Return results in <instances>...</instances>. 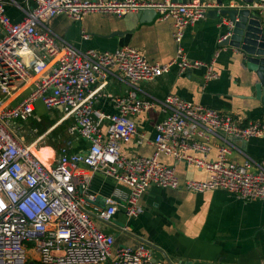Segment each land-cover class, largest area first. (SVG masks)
<instances>
[{"label": "built area", "instance_id": "built-area-1", "mask_svg": "<svg viewBox=\"0 0 264 264\" xmlns=\"http://www.w3.org/2000/svg\"><path fill=\"white\" fill-rule=\"evenodd\" d=\"M10 1L16 3L0 0V264H169L154 258L156 248L149 241L113 247L114 236L96 223H110L118 204L127 218L140 215V198L151 186L181 185L193 192L223 189L242 199L264 200V159L238 162L229 157L236 148L233 139L264 136V120L244 124L174 94L162 100L137 96L140 82L159 77L173 64L181 71L205 65L187 60L180 43L188 25L220 7L216 2L32 0L29 6L30 0H24L22 20L12 22L5 12ZM252 7L259 10L264 4ZM144 9H153L160 20L173 19L177 48L167 64L150 62L129 45L82 51L69 43L58 44L47 26L59 14L79 21L88 13L121 17ZM113 69L130 89L111 97L115 111L107 114L94 100ZM216 77L208 65L205 80ZM36 102L48 110L59 109L60 121H74L52 163H43L35 154L52 127L27 140L34 130L26 131L18 123L37 118ZM157 105L166 114L155 124L153 153L122 154L121 144L143 140L132 115ZM75 134L87 143L84 152L70 150ZM213 139L217 154L209 159ZM161 155L204 169L206 178L179 181L174 167L160 162ZM95 172L114 179L111 195L99 198L89 190ZM119 229L128 231L127 225Z\"/></svg>", "mask_w": 264, "mask_h": 264}, {"label": "crops", "instance_id": "crops-1", "mask_svg": "<svg viewBox=\"0 0 264 264\" xmlns=\"http://www.w3.org/2000/svg\"><path fill=\"white\" fill-rule=\"evenodd\" d=\"M14 1L16 3L5 4V12L12 22L22 20L24 10H27L24 0ZM260 2L264 4V0ZM33 3L30 0L29 6ZM237 3L230 0L229 6ZM261 9L264 29V8ZM220 17L206 15L184 30L180 45L186 59L205 65L181 71L173 64L159 77L140 82L137 96L162 100L174 94L239 118L244 124L264 120V104L256 95L253 72L241 65V54L237 50L219 45L226 33L225 24H228L223 17V24H220ZM47 26L58 44L69 43L82 51L89 48L114 50L129 45L140 50L150 62L158 64L170 62L177 48L173 38V19L160 20L156 12L153 17L138 12L121 17L94 12L85 14L79 21L59 14ZM113 32L118 34L111 36ZM208 65L217 77L205 80ZM129 89L122 74L113 69L107 84L95 95L94 105L104 113H113L115 108L111 97L126 95ZM57 112L59 117L52 128L61 122V112ZM165 114L158 105L133 114L132 119L143 140L137 143L132 139L121 144L122 154L150 156L154 151L155 124ZM216 141L213 139L207 154L209 159L216 157ZM233 141L237 149L231 152L230 159L238 162L247 158L264 159V136ZM86 147L87 143L77 134L72 136V152H84ZM159 160L174 167L179 181L206 178V171L193 164L164 155ZM47 162H53L51 157ZM79 168L86 169L84 166ZM114 187L113 178L102 172L93 173L89 190L99 198L111 195ZM140 203L143 212L136 217L127 218L123 206L118 204L110 223L96 221L102 231L114 236L113 247L136 246L141 240L149 241L156 248L154 258L164 259L169 264H264V200L242 199L223 189L193 192L180 185L178 188L151 186L142 194ZM123 225H127V232L119 229Z\"/></svg>", "mask_w": 264, "mask_h": 264}, {"label": "water", "instance_id": "water-1", "mask_svg": "<svg viewBox=\"0 0 264 264\" xmlns=\"http://www.w3.org/2000/svg\"><path fill=\"white\" fill-rule=\"evenodd\" d=\"M174 1L183 3L188 0ZM229 1L215 0L220 7L218 9H209L206 15L221 16L219 18L220 24H223V18L228 21L224 28L226 33L220 40L219 45L230 46L241 54L240 63L247 70L253 72L256 95L262 99L264 104L263 17L258 9L251 6L253 3H259V0H236L238 3L232 6H229ZM247 5L250 7H247ZM138 14H150L153 17L155 11L153 9H144ZM115 34H118V32H113L111 36Z\"/></svg>", "mask_w": 264, "mask_h": 264}, {"label": "rangeland", "instance_id": "rangeland-1", "mask_svg": "<svg viewBox=\"0 0 264 264\" xmlns=\"http://www.w3.org/2000/svg\"><path fill=\"white\" fill-rule=\"evenodd\" d=\"M40 102H36L35 106H36V112H37V118H32L27 122H18V123H22L24 128L26 129V131H30V129L34 130V133L31 135H26L27 140L35 137L36 135H40L41 132L43 131L39 128V126L35 125L36 123L41 124V125H47L49 121H56L57 118L59 117V109H54V110H48L46 109L44 106L39 104ZM39 114V115H38ZM65 132L66 130L59 132V139L61 140L62 138H65ZM54 138V137H53ZM57 139V140H59ZM58 142L54 139H52V137L49 139L45 138L44 141H41L37 147L36 150H38L39 148L41 149V154L39 153V155H44L47 153L48 148L51 150V158H54V154H56L57 150L56 147L58 146ZM61 146V145H60ZM58 148V147H57ZM49 157V158H50Z\"/></svg>", "mask_w": 264, "mask_h": 264}, {"label": "trees", "instance_id": "trees-1", "mask_svg": "<svg viewBox=\"0 0 264 264\" xmlns=\"http://www.w3.org/2000/svg\"><path fill=\"white\" fill-rule=\"evenodd\" d=\"M58 120V119H57ZM56 120V121H57ZM55 121V122H56ZM54 121H49L47 125H41V124H38L36 123L35 125L39 126V128L43 131H40L41 134L44 133L47 129H49L54 123ZM73 118H67V119H64L62 120L60 123H58L56 126H54L48 133H47V139L49 137V139L52 137V139L56 140L58 142V146L59 147L60 145L63 144V142L65 141V139L67 137H65L64 139L62 138L61 140L59 139V132H62L63 130L65 131L67 129V127L73 123ZM54 137V138H53ZM46 138V137H45ZM59 139V140H57ZM56 147V148H57Z\"/></svg>", "mask_w": 264, "mask_h": 264}, {"label": "bare ground", "instance_id": "bare-ground-1", "mask_svg": "<svg viewBox=\"0 0 264 264\" xmlns=\"http://www.w3.org/2000/svg\"><path fill=\"white\" fill-rule=\"evenodd\" d=\"M39 153L41 154L40 148L38 150H35V154L37 155L40 161L47 164L48 163L47 161L49 160V157L51 156V150L48 148L47 153L44 155H39Z\"/></svg>", "mask_w": 264, "mask_h": 264}]
</instances>
